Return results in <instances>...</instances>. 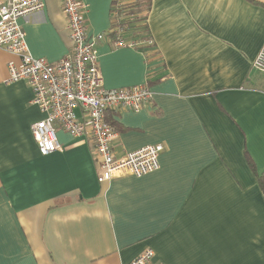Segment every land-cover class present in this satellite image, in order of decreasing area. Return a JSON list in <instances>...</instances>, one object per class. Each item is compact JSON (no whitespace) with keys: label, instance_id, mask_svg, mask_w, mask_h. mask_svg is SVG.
<instances>
[{"label":"crops","instance_id":"0c3cea01","mask_svg":"<svg viewBox=\"0 0 264 264\" xmlns=\"http://www.w3.org/2000/svg\"><path fill=\"white\" fill-rule=\"evenodd\" d=\"M83 1L90 36L115 26L116 0ZM150 1L122 35L153 46L97 43L106 88L153 91L106 116L116 157L164 145L145 176L98 182L87 138L63 129V150L43 155V113L25 80L8 82L17 57L0 46V264H129L147 249L166 264H264V0ZM43 5L18 19L33 57L55 62L67 17L60 0Z\"/></svg>","mask_w":264,"mask_h":264},{"label":"built area","instance_id":"2783aa9c","mask_svg":"<svg viewBox=\"0 0 264 264\" xmlns=\"http://www.w3.org/2000/svg\"><path fill=\"white\" fill-rule=\"evenodd\" d=\"M60 2L67 17L71 48L60 60L50 62L46 58L33 57L18 19L42 10L45 0L0 1V46L17 57V60L12 59L8 63V82L25 80L33 90L32 103L43 113L42 119L31 124L37 146L43 155L62 151L64 147L57 131L63 129L75 137L87 138L97 163L98 182H107L124 171L145 176L159 168V155L164 145H147L116 157L111 142L117 131L106 116L111 110H140L153 99V91L146 83L106 88L99 67L97 43L108 36L114 37L115 46L136 48L153 46L155 42L151 37L145 40L123 37L129 23H123L125 18L122 15L125 14L122 12V0L113 4L115 26L108 32L92 36L87 29L84 1ZM253 67L264 72V43ZM154 255L152 249H147L129 264H166L155 259Z\"/></svg>","mask_w":264,"mask_h":264},{"label":"trees","instance_id":"16d2710c","mask_svg":"<svg viewBox=\"0 0 264 264\" xmlns=\"http://www.w3.org/2000/svg\"><path fill=\"white\" fill-rule=\"evenodd\" d=\"M118 1V0H116ZM121 1V0H120ZM123 2V11H125V21L123 23H130V21L134 19L140 18L142 16V12H147L151 9V1L150 0H122ZM115 4V2H114ZM122 11V12H123ZM142 18L146 19V17ZM149 36L141 37L139 39L145 40ZM138 39V40H139Z\"/></svg>","mask_w":264,"mask_h":264},{"label":"rangeland","instance_id":"374dc122","mask_svg":"<svg viewBox=\"0 0 264 264\" xmlns=\"http://www.w3.org/2000/svg\"><path fill=\"white\" fill-rule=\"evenodd\" d=\"M123 14H125V11H123ZM125 18V15H122ZM79 111V110H78Z\"/></svg>","mask_w":264,"mask_h":264}]
</instances>
